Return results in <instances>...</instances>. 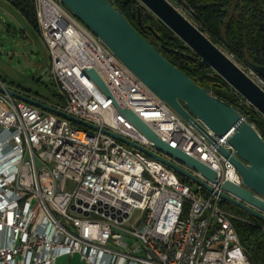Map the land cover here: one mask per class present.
<instances>
[{"label": "built area", "instance_id": "2783aa9c", "mask_svg": "<svg viewBox=\"0 0 264 264\" xmlns=\"http://www.w3.org/2000/svg\"><path fill=\"white\" fill-rule=\"evenodd\" d=\"M33 1L63 99L52 106L161 154L114 103L129 109L170 147L214 170L216 182L185 167L212 187L206 191L100 130L0 92V264H54L74 254L87 264H251L218 194L225 181L241 185L217 150L234 155L226 136L193 128L58 0ZM244 71L264 90L257 73Z\"/></svg>", "mask_w": 264, "mask_h": 264}, {"label": "water", "instance_id": "95a60500", "mask_svg": "<svg viewBox=\"0 0 264 264\" xmlns=\"http://www.w3.org/2000/svg\"><path fill=\"white\" fill-rule=\"evenodd\" d=\"M58 1L150 91L193 128L204 132L203 126H205L220 136H226V142L233 149L234 155L220 145L217 146V150L232 163L241 179V185L230 181L223 182L218 192L219 197L223 202L264 223V140L254 125L231 105L213 96L208 89L195 84L184 72L167 61L159 50L142 37L122 12L108 0ZM138 1L264 117V90L226 52L214 44L167 0ZM139 25H141L140 20ZM149 29L157 36L150 27ZM252 70L264 80V67H252ZM85 72L97 87L109 96L107 88L95 71L88 69ZM0 92L56 114L77 126L100 130L161 162L176 172L179 177L194 182L206 191H212V187L185 167L199 173L212 183L216 182L214 170L181 150L170 147L131 110L120 108L115 103L114 106L118 112L152 142L159 153L165 154L168 158L114 132L59 110L28 93L1 85Z\"/></svg>", "mask_w": 264, "mask_h": 264}, {"label": "trees", "instance_id": "16d2710c", "mask_svg": "<svg viewBox=\"0 0 264 264\" xmlns=\"http://www.w3.org/2000/svg\"><path fill=\"white\" fill-rule=\"evenodd\" d=\"M38 33L33 0H8ZM120 10L138 33L156 47L172 65L195 84L231 105L252 123L264 140V117L247 103L219 75L177 38L138 0H108ZM185 10L194 25L214 44L230 55L243 70L264 67V0H174ZM139 20L141 25H139ZM152 31L157 35L155 36ZM39 34V33H38ZM53 100L40 93H28L42 102L62 106L56 84H43ZM180 180L185 181L179 177ZM228 203L221 202L227 209ZM231 222L240 245L251 264H264V223L238 210Z\"/></svg>", "mask_w": 264, "mask_h": 264}, {"label": "rangeland", "instance_id": "374dc122", "mask_svg": "<svg viewBox=\"0 0 264 264\" xmlns=\"http://www.w3.org/2000/svg\"><path fill=\"white\" fill-rule=\"evenodd\" d=\"M174 2L172 0L171 3ZM180 9L181 13L192 22L189 14ZM0 79L5 87L16 90L23 88L30 93L40 91L48 99L53 100L50 92L43 86V84L55 83L50 70L48 49L39 34L8 0H0ZM227 206L226 212L230 215L234 216L239 210L230 204ZM139 215L140 212L135 210L130 221ZM54 264L87 263L81 260L78 254H74L71 257H59Z\"/></svg>", "mask_w": 264, "mask_h": 264}, {"label": "crops", "instance_id": "0c3cea01", "mask_svg": "<svg viewBox=\"0 0 264 264\" xmlns=\"http://www.w3.org/2000/svg\"><path fill=\"white\" fill-rule=\"evenodd\" d=\"M226 210V209H225ZM235 215V214H234Z\"/></svg>", "mask_w": 264, "mask_h": 264}, {"label": "flooded vegetation", "instance_id": "af4514ba", "mask_svg": "<svg viewBox=\"0 0 264 264\" xmlns=\"http://www.w3.org/2000/svg\"><path fill=\"white\" fill-rule=\"evenodd\" d=\"M14 90H16V89H14Z\"/></svg>", "mask_w": 264, "mask_h": 264}]
</instances>
